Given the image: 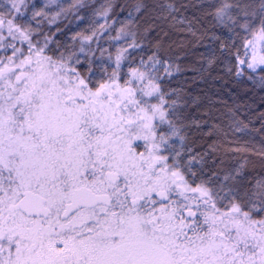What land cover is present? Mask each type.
<instances>
[{"label": "snow or ice", "instance_id": "obj_1", "mask_svg": "<svg viewBox=\"0 0 264 264\" xmlns=\"http://www.w3.org/2000/svg\"><path fill=\"white\" fill-rule=\"evenodd\" d=\"M35 7L0 11V264H264V179L185 155L161 84L171 66L154 54L124 71L118 53L101 75L82 70L34 39ZM214 15L252 35L236 75L264 86V0L258 30L239 3Z\"/></svg>", "mask_w": 264, "mask_h": 264}, {"label": "trees", "instance_id": "obj_2", "mask_svg": "<svg viewBox=\"0 0 264 264\" xmlns=\"http://www.w3.org/2000/svg\"><path fill=\"white\" fill-rule=\"evenodd\" d=\"M229 2L255 12L257 15L248 19L258 30L261 0ZM28 3L36 5L28 13L38 33L34 38L42 44L47 38L51 51L78 55L82 70L91 62L93 72L101 75V69H110L118 53L127 58L124 71L154 54L167 62L171 75L161 71V84L169 94L168 102L176 101V115L186 137L182 149L185 155L191 150L197 159L203 157L205 174L244 165L247 180L264 179V86L259 74L251 79L247 72L236 75L237 53L243 58L245 39L253 37L239 27L217 22L214 13L222 0ZM8 4L9 0H0V11ZM33 11L42 14L33 16ZM169 28L172 32L167 31ZM133 39L137 45L134 49L130 47ZM0 49V59L11 55L2 44ZM195 167L198 170L200 165Z\"/></svg>", "mask_w": 264, "mask_h": 264}, {"label": "rangeland", "instance_id": "obj_3", "mask_svg": "<svg viewBox=\"0 0 264 264\" xmlns=\"http://www.w3.org/2000/svg\"><path fill=\"white\" fill-rule=\"evenodd\" d=\"M29 1V0H28ZM171 30H173V29H171V28H169V29H167V31L168 32H172ZM35 39V38H34ZM15 42V44H16V46L17 47H23V48H26L27 47V45L26 44H22L21 43V41L19 40V39H17L16 41H14ZM44 44V43H43ZM42 43H41V45H43ZM10 49V48H9ZM11 50V49H10ZM1 61H4L5 63L7 62V59H0Z\"/></svg>", "mask_w": 264, "mask_h": 264}, {"label": "flooded vegetation", "instance_id": "obj_4", "mask_svg": "<svg viewBox=\"0 0 264 264\" xmlns=\"http://www.w3.org/2000/svg\"><path fill=\"white\" fill-rule=\"evenodd\" d=\"M1 52H2V51H1V49H0V55H1ZM0 61H1V60H0Z\"/></svg>", "mask_w": 264, "mask_h": 264}]
</instances>
